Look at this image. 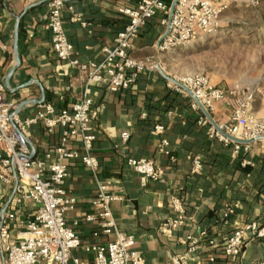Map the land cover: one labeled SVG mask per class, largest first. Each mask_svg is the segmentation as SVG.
Returning <instances> with one entry per match:
<instances>
[{"label":"crops","instance_id":"0c3cea01","mask_svg":"<svg viewBox=\"0 0 264 264\" xmlns=\"http://www.w3.org/2000/svg\"><path fill=\"white\" fill-rule=\"evenodd\" d=\"M138 1L66 0L64 26L76 57L103 60L105 48L112 47L116 34L128 22L118 9ZM48 14V0H0V44L4 47L0 77L6 82L12 110L22 119L35 114L42 101L51 102L57 111L71 108L87 91L99 112L92 152L100 162L98 170L94 172L81 160L68 162L67 185L77 202L67 212V223L82 241L81 248L73 252L75 258L91 264L94 253L85 246L114 241L118 231L135 235L134 249L146 264H165L173 255L185 252L182 241L188 234L207 232L223 240L252 220L264 223V143L254 141L248 152L235 153L233 145L209 138L207 127L198 125L202 110L191 107L189 96L169 88V78L162 73L175 76L163 63L164 52L157 49L165 28L161 18L145 24L131 53L139 58L151 56L163 70H146L130 89L111 92L101 84L89 86L85 76L57 58L51 45L52 32L47 28ZM228 98L219 103L214 115L219 123L229 122L237 109ZM155 125H162L164 132L154 133ZM30 130L38 157L58 146L63 131L60 127L48 130L43 123ZM123 132L130 133L129 140L123 141ZM165 138L171 143L174 160L159 151ZM70 146L83 150L80 137ZM199 155L203 169L192 173L191 158ZM132 157L155 161L163 171L161 178L143 184L128 165L127 159ZM102 183L109 185V194L117 196L111 205L117 230L110 234L102 230L100 207L94 204ZM13 194L11 185L0 182V221L3 211L15 215L10 221V236L0 241V264L6 255L4 245L16 243L24 222L37 207L26 202L19 211ZM175 196L185 204L186 222L163 232L161 225L176 215L171 205ZM227 204H235L229 217L224 216ZM88 215L95 219L87 220ZM245 242L236 257H227L220 247L203 248L188 264H264V238H247Z\"/></svg>","mask_w":264,"mask_h":264},{"label":"built area","instance_id":"2783aa9c","mask_svg":"<svg viewBox=\"0 0 264 264\" xmlns=\"http://www.w3.org/2000/svg\"><path fill=\"white\" fill-rule=\"evenodd\" d=\"M173 1L140 0L134 6L120 7L118 10L128 22L116 34L112 47L105 48L103 60L94 62L81 60L75 55L74 45L70 42L64 26L62 8L66 0H48L47 28L52 32L51 45L54 53L61 62L69 63L85 76L89 86L101 84L111 92L128 90L146 70H163L151 56L139 58L131 53L133 41L139 37L147 22L156 17L161 18V25L165 28L158 40L157 49L162 53L213 35L220 25L221 14L228 9L229 4V0H177L171 15ZM252 2L259 4L260 0ZM3 49L0 44V54ZM172 77L174 80L169 79L168 87L189 96L193 109H201L199 103L186 90L190 89L213 118L219 109V103L228 97V91L213 84L210 77L203 72ZM6 92V82L0 77V182L13 187L12 198L19 211L26 202H34L37 207L32 217L24 222L16 243L4 245L6 255L3 264H84L73 256V252L82 246L81 237L67 223V212L77 202L67 185L70 175L68 162L81 160L94 172L98 170L100 162L92 153L97 139L95 122L99 115L94 100L87 91L71 108L60 111L51 102L42 101L37 104L35 114L22 119L12 110ZM37 123H43L51 131L55 127L63 129L58 146L44 157L36 155L35 147L30 141V128ZM197 123L207 127L209 138L218 139L226 146L233 145L235 153L248 152L251 143L235 141L222 131L243 140L254 139L264 143V118H254L242 108L234 111L229 122H217L220 129L211 123L204 112ZM163 132L162 125H155L154 133ZM77 137H80L82 151L70 146ZM121 137L123 141H127L130 133L123 132ZM159 144V151L174 160L169 140L162 139ZM191 160L192 173H200L203 169L201 156H195ZM127 161L143 184L149 180H159L163 174L150 158L132 157ZM108 189V184H100L94 202L100 207L98 217L106 234L117 230L111 208L117 196L109 194ZM171 205L176 215L161 225L163 232L176 229L186 222L187 211L182 199L173 197ZM234 207L235 204H227L224 216L233 214ZM2 215L0 241L10 236V221L15 219L12 212L3 211ZM94 219V215L87 216V220ZM247 238L263 239L264 223L252 220L223 240H217L207 232L200 235L188 234L182 241L186 244L185 252L173 255L165 264H188L191 256L203 248L220 247L227 257H236L242 253ZM135 242V235L117 231L114 241L100 245L90 244L85 248L94 253L91 264H146L142 254L134 249ZM210 260L214 261V256H210Z\"/></svg>","mask_w":264,"mask_h":264},{"label":"rangeland","instance_id":"374dc122","mask_svg":"<svg viewBox=\"0 0 264 264\" xmlns=\"http://www.w3.org/2000/svg\"><path fill=\"white\" fill-rule=\"evenodd\" d=\"M264 0H229L211 36L164 52L173 75L203 72L228 91L236 108L264 118Z\"/></svg>","mask_w":264,"mask_h":264},{"label":"water","instance_id":"95a60500","mask_svg":"<svg viewBox=\"0 0 264 264\" xmlns=\"http://www.w3.org/2000/svg\"><path fill=\"white\" fill-rule=\"evenodd\" d=\"M177 0H174L171 4V8H172V11H171V15L173 13V10H174V6L176 4ZM171 15H170V18H171ZM164 76H167L170 80H174L172 76H169L167 75L164 71L162 72ZM186 90L194 97V99L197 101V103H199L200 105V108L203 110V112L206 114V116L208 117V119L211 121V123L216 126L218 129H220V125H218V123L216 122V120H214V118L212 117V115L207 111V109L204 108V106L201 104V102L199 101V99H197L194 95V93L186 88ZM222 131V130H221ZM225 135H227L228 137H230L231 139L235 140V141H238V142H241V143H246V144H249V143H252L254 142L255 140L254 139H249V140H243V139H240V138H237L235 136H230L229 134H227L226 132L222 131Z\"/></svg>","mask_w":264,"mask_h":264},{"label":"trees","instance_id":"16d2710c","mask_svg":"<svg viewBox=\"0 0 264 264\" xmlns=\"http://www.w3.org/2000/svg\"><path fill=\"white\" fill-rule=\"evenodd\" d=\"M262 23H263V28H264V18H263V22H262ZM183 204H184V203H183ZM184 207H185V204H184ZM185 210H186V208H185ZM186 211H187V210H186ZM261 224H263V223H261ZM209 236L213 237V236L210 235V234H209Z\"/></svg>","mask_w":264,"mask_h":264}]
</instances>
